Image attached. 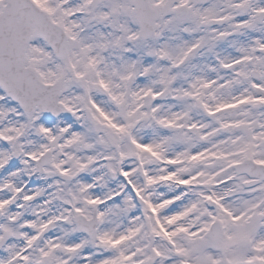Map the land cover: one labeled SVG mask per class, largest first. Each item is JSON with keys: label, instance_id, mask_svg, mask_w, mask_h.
<instances>
[{"label": "snow or ice", "instance_id": "6c2138e0", "mask_svg": "<svg viewBox=\"0 0 264 264\" xmlns=\"http://www.w3.org/2000/svg\"><path fill=\"white\" fill-rule=\"evenodd\" d=\"M0 264H264V0H0Z\"/></svg>", "mask_w": 264, "mask_h": 264}]
</instances>
